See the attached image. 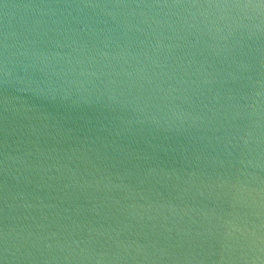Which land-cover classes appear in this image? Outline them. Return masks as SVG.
Here are the masks:
<instances>
[{
    "label": "water",
    "instance_id": "obj_1",
    "mask_svg": "<svg viewBox=\"0 0 264 264\" xmlns=\"http://www.w3.org/2000/svg\"><path fill=\"white\" fill-rule=\"evenodd\" d=\"M0 264H264V0H0Z\"/></svg>",
    "mask_w": 264,
    "mask_h": 264
}]
</instances>
